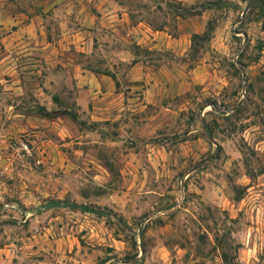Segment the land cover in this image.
I'll return each mask as SVG.
<instances>
[{
  "label": "rangeland",
  "instance_id": "rangeland-1",
  "mask_svg": "<svg viewBox=\"0 0 264 264\" xmlns=\"http://www.w3.org/2000/svg\"><path fill=\"white\" fill-rule=\"evenodd\" d=\"M0 264H264V0H0Z\"/></svg>",
  "mask_w": 264,
  "mask_h": 264
},
{
  "label": "crops",
  "instance_id": "crops-1",
  "mask_svg": "<svg viewBox=\"0 0 264 264\" xmlns=\"http://www.w3.org/2000/svg\"><path fill=\"white\" fill-rule=\"evenodd\" d=\"M121 18L122 17H119V14H116L115 13V16H113V14H109V19L110 20H121ZM42 19H41V16L40 15H38V14H35V15H33L31 18H30V21L31 22H34V25H41L42 24V21H41ZM114 22V21H113ZM110 24H115V23H110ZM133 27V26H132ZM131 30V29H130ZM41 42H43V44H39V43H41ZM39 43L38 42H36V45H35V48H42L43 50H44V48H46V46H47V44H53V43H51V42H49V41H41V40H39Z\"/></svg>",
  "mask_w": 264,
  "mask_h": 264
},
{
  "label": "trees",
  "instance_id": "trees-1",
  "mask_svg": "<svg viewBox=\"0 0 264 264\" xmlns=\"http://www.w3.org/2000/svg\"><path fill=\"white\" fill-rule=\"evenodd\" d=\"M41 113L46 115V114H48V111L47 110H44L43 108H41ZM222 258H223L224 261L226 260L225 253H222Z\"/></svg>",
  "mask_w": 264,
  "mask_h": 264
},
{
  "label": "water",
  "instance_id": "water-1",
  "mask_svg": "<svg viewBox=\"0 0 264 264\" xmlns=\"http://www.w3.org/2000/svg\"><path fill=\"white\" fill-rule=\"evenodd\" d=\"M244 10H245V8L242 10V14H243Z\"/></svg>",
  "mask_w": 264,
  "mask_h": 264
}]
</instances>
